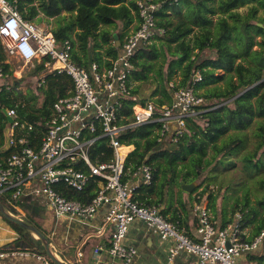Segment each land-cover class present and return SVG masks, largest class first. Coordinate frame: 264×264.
I'll return each instance as SVG.
<instances>
[{
  "label": "trees",
  "instance_id": "16d2710c",
  "mask_svg": "<svg viewBox=\"0 0 264 264\" xmlns=\"http://www.w3.org/2000/svg\"><path fill=\"white\" fill-rule=\"evenodd\" d=\"M154 1L159 3L155 11L157 25L164 32L157 33L136 50L132 59L134 68L128 76L132 92L141 102L153 100L158 108L172 102L174 87L170 82L174 81L176 86L192 85L211 105L223 104L188 117L174 149H170L171 144L159 141V122L131 127L122 133L120 139L123 142L136 146L125 164L129 175L134 178V172L144 163L150 164L153 172L150 183H140L136 187L135 199L145 206H159L168 220L189 231V212L187 203L181 199L184 189L180 181L195 182L201 172L212 166L205 176L206 185L200 182L191 193L197 192L196 196L208 200L221 225L233 221L237 212L241 213L242 228H247L248 239H251L264 228V210L260 213V207L264 209V194L253 193L260 203V206H254L250 197V179H244L245 169L256 173H262L264 169V158L261 157L264 152V0ZM17 2L22 14L37 23L53 19L54 25L49 28L56 39L59 42L69 39L73 45V61L87 69L93 62L110 66L120 54L130 28L138 29L141 22L137 0ZM246 5L248 8L242 10ZM0 57L6 59L1 40ZM44 71L42 62L35 63L31 75L38 76L39 82ZM197 73L201 74L200 80H195ZM44 79L42 85L36 84L38 93L31 90L24 93L17 90L23 80L21 77L13 84L4 78L0 87V162L11 152L5 109L16 108L22 119L45 127L54 103L72 93L73 81L68 74L46 72ZM148 83L154 86L147 95L144 87ZM39 96L43 99L41 104L38 103ZM133 103L135 101L130 99L123 101L122 113L128 119ZM250 127H254L252 135L257 141L249 148L245 131ZM232 129L237 131L235 137L230 133ZM244 147L245 152L239 158L241 171L233 175L235 168H228L233 171L227 173L230 182L227 186L236 191L241 188L245 193L241 198H235L230 210L222 206L218 217L216 203L219 196L215 185L224 183V178L223 174L214 172L215 166L226 167L220 162H233L226 158V154ZM91 155L95 161H106L113 156L106 137L96 141ZM84 170L87 169L84 167ZM98 182L99 179L92 178L82 190H75L64 182L56 183L55 188L68 198L90 202L97 193ZM236 182L237 187L234 186ZM257 183L255 189L264 190V177ZM176 186L178 192L174 189ZM176 192L181 193L177 194L180 199H176ZM175 199L179 204L173 207ZM1 202L6 209L16 212V201L8 202L2 198ZM164 202L166 208L161 207ZM1 215L19 236L1 246L0 251L23 250L48 255L40 245L41 239L36 238L31 230ZM23 220L43 232L38 226L39 221L31 215H26ZM247 257L249 261L264 264V252L257 251Z\"/></svg>",
  "mask_w": 264,
  "mask_h": 264
},
{
  "label": "built area",
  "instance_id": "2783aa9c",
  "mask_svg": "<svg viewBox=\"0 0 264 264\" xmlns=\"http://www.w3.org/2000/svg\"><path fill=\"white\" fill-rule=\"evenodd\" d=\"M137 3L140 26L126 36L120 54L108 67L93 62L87 69L73 61L69 39L59 42L48 26L24 16L17 0H0V40L6 54V59L0 57V87L4 78L13 80L21 75L14 70L13 59L32 66L42 62L45 71L39 85L45 82L46 72L54 71L68 74L73 81L72 93L54 103L45 127L22 119L16 108L5 109L13 119L7 131L11 152L0 162V201L2 198L16 201L15 208L21 211L23 198L44 197L55 220L88 221L107 206L105 216L111 234L105 264H132L137 248L125 244V238L130 225L138 219L156 228L162 240L173 239L166 264H172L180 250L198 255V264H259L249 261L247 255L264 248V228L248 239L250 233L242 228L241 213L237 212L233 221L221 225L205 198L197 195L194 212L199 238H193L168 220L159 206H145L135 199V189L140 184L135 179L150 183L153 172L151 165L144 163L134 172V178L129 175L125 164L136 146L123 142L122 133L131 127L159 122V141L172 145L183 133L188 117L223 104L211 105L192 85L176 86L174 81L170 82L174 87L172 102L158 108L153 100L141 102L132 92L128 76L134 68L132 59L136 50L157 33L164 32L158 27L155 15L159 3L154 0H137ZM201 78L200 73L195 75V80ZM124 99L135 101L130 119L122 113ZM101 137L107 138L113 156L106 161H95L91 150ZM92 178L99 179V186L90 202L68 198L55 188L56 183L64 182L82 190ZM102 248L101 245L95 248L92 264H104ZM16 254H31L44 264H56L46 254L0 251V257ZM67 263L89 264L82 249L77 251V262Z\"/></svg>",
  "mask_w": 264,
  "mask_h": 264
},
{
  "label": "crops",
  "instance_id": "0c3cea01",
  "mask_svg": "<svg viewBox=\"0 0 264 264\" xmlns=\"http://www.w3.org/2000/svg\"><path fill=\"white\" fill-rule=\"evenodd\" d=\"M135 181L141 183L140 178L135 179ZM182 182L184 181L181 180L180 183ZM191 183L195 185V188L197 183ZM174 189H177V187ZM176 191L178 192V190ZM177 192L175 193L176 199H180L178 198L177 194L181 193ZM191 192L192 191H187L184 189V192L181 194V199L183 197L186 200L188 197H190L192 201V205L187 203V209L189 212L188 223L191 228L189 231L185 229L184 231L193 238H199L196 231L197 217L194 212L197 192ZM206 201L208 200L206 199ZM45 202L46 201L44 197L23 198L21 203V213L25 214L23 217H26V215H31L37 221L44 220L46 222V219L49 220V216L47 217L49 210ZM178 204L179 203L176 200L173 203V207H176ZM161 207L166 208L167 203L164 202ZM106 211L107 206L100 208L95 217L88 221H83L78 218H63L59 221H56L53 218L55 224L57 225L56 229H59L63 232V239L60 241L63 246H58L59 249L61 248L60 251H62V253L60 252V255L57 254L58 247H56L54 243L51 244L52 247H55V250L53 251H56L55 253L61 259L71 263L75 262V259L77 258V251L82 249L85 253V260L87 263L92 264L95 258L94 250L97 246L101 245L103 247L100 250L101 259L105 264L108 259L107 248L110 244L111 234L110 224L106 222ZM18 236V232L3 218L0 213V247L13 241ZM125 244L134 245L137 248V253L133 258L132 264H166L169 260L170 248L174 245V241L173 239L162 240L159 235V231L156 228L150 227L144 221L138 219L130 225L129 232L125 238ZM66 246L71 248L68 249ZM38 260L40 259L31 254L26 256L16 254L0 257V264H41L40 261L42 260ZM172 264H198V255L186 250H180L179 253H177V255L174 257Z\"/></svg>",
  "mask_w": 264,
  "mask_h": 264
},
{
  "label": "rangeland",
  "instance_id": "374dc122",
  "mask_svg": "<svg viewBox=\"0 0 264 264\" xmlns=\"http://www.w3.org/2000/svg\"><path fill=\"white\" fill-rule=\"evenodd\" d=\"M246 8H248V5H246V6H244L243 8H242V10H245ZM40 24H43V25H45V26H48V27H52L53 25H54V20L53 19H50V21H46V20H44V21H42V22H40ZM132 30L133 29H131L130 28V30H129V32L128 33H130V32H132ZM12 61V66H13V68H14V70H17L18 72H20L21 73V75H19V77L18 78H22L23 80L21 81V83L17 86V90L18 89H21V91L22 92H24V93H26V92H28V91H35L36 93H38V89H37V78H38V76H34V75H31V68H32V65H30V64H26V63H23V62H21V61H17L16 59H13V60H11ZM17 77H15L13 80H11V79H8V82H9V84H13V82H14V80L16 79ZM176 78H178V77H176ZM4 82V81H3ZM152 86H154V85H151V84H146L145 85V87H144V90H145V94H150V92H151V90L153 89V87ZM155 97H158V96H155ZM42 97H40L39 96V104H41L42 103ZM150 100V99H149ZM254 130V127H250V128H247L246 129V131H245V133H247V136L249 137L248 138V141H247V144H248V146H249V148L252 146V144H253V142H255V141H257V137L256 136H253L252 135V131ZM236 130L235 129H232L231 131H230V133H231V135L233 136V137H235V134H236ZM227 137V136H226ZM232 137H230V138H227V141H229L230 139H231ZM243 152H245V147L244 148H241V149H238V150H235L234 152H231V153H227L226 154V158H228L229 160H231V161H233L232 163H230V164H226V162L224 161V162H220L223 166H225L226 165V167H221V166H215V167H217V168H215L214 169V172H219L220 173V175H222L223 174V178H224V183H222L220 186H218V185H215V187H216V191L218 192L217 193V195L219 196L218 198V202L216 203V205L218 206V214H217V216L218 217H220V209L222 208V206H226V208L228 209V210H230V207H231V205L235 202V198L236 197H242L243 196V194L245 193L244 192V190L243 189H241V188H238L237 189V191L236 190H234L233 188H230V189H228V186L227 185H230V182H229V180L227 179V173L229 172V171H233V169H228V168H235V170H234V172H232L233 173V175H237L239 172L238 171H241V167H240V164H241V162H240V160H239V158H240V156H241V154L243 153ZM261 157H263L264 158V152H262L261 153ZM215 163V162H214ZM234 164L236 165V166H234ZM241 166H243V165H241ZM211 167L212 166H210L209 168H207V170H205V171H203V172H201L200 174V176H199V179L197 180V181H195L197 184H199L200 182L202 183V184H204L205 183V185H206V183L207 182H205V176L207 175V173H209L210 171H211ZM236 168L238 169V170H236ZM231 173V174H232ZM262 173L264 174V169L262 170ZM262 173H256V172H254V170H252V169H245V173H244V179H247V180H249V183L252 185V190H250V197H251V203L254 205V206H260V203H259V199H258V197L257 196H255L253 193L254 192H256L258 195H260V196H262L263 194H264V190L263 189H255L256 188V185L258 184L257 183V181H260L263 177H264V175L262 174ZM230 174V175H231ZM229 175V176H230ZM228 176V177H229ZM239 180V179H238ZM232 184V183H231ZM237 182L234 184V186L235 187H237ZM177 187V186H176ZM232 187V186H231ZM178 188V187H177ZM177 190V189H176ZM216 193V192H215ZM182 200L184 201V202H186V203H190L191 205H192V201H191V198L190 197H188L186 200H185V198H183L182 197ZM206 200V199H205ZM207 203H208V201H207ZM21 207H22V205H21ZM22 209V208H21ZM262 210H264L263 209V207H260V213L262 212ZM7 211L9 212V213H11V214H13L14 216H16V217H21V214H22V217H21V219L22 218H24L23 216L25 215V214H23V213H21L22 211H20V210H16V212H14V211H10V210H8L7 209ZM214 214V213H213ZM215 215V214H214ZM49 216V220L48 219H46V222L43 220H41V221H39V224H38V226L41 228V230L43 231L42 233H44L47 237H48V240H49V242H50V245L52 244V243H54L55 244V246L56 247H58L59 245H62L61 243H60V241H61V239H63V232L61 231V230H57L56 228H57V225L55 224V222H54V219H53V216H52V213H51V211H48V214H47V217ZM19 217V218H20ZM52 221V222H51ZM56 221H59V220H56ZM37 224V223H36ZM44 226H42V225ZM33 225V224H32ZM35 226V225H34ZM33 235H35V237L36 238H39V236L37 235V234H35V233H33ZM41 246H43V248H45V241L44 240H41V244H40ZM63 246V245H62ZM67 247V246H66ZM51 248L53 249V250H55L54 248L55 247H52V245H51ZM68 249L69 248H71V247H67ZM61 250V248L59 249V247H58V249H57V254H59L60 255V252L62 253V251H60ZM56 251H54V253H55ZM76 252V251H75ZM259 252H264V250L262 249V250H260ZM56 253H55V255L59 258V259H61L58 255H57ZM48 256V255H47ZM74 256H75V254H74ZM243 259V257L240 259V260H242ZM61 260H63V259H61ZM38 261H40V260H38ZM41 262V264H43L44 262L43 261H40ZM75 262H77V258L75 259Z\"/></svg>",
  "mask_w": 264,
  "mask_h": 264
},
{
  "label": "water",
  "instance_id": "95a60500",
  "mask_svg": "<svg viewBox=\"0 0 264 264\" xmlns=\"http://www.w3.org/2000/svg\"><path fill=\"white\" fill-rule=\"evenodd\" d=\"M259 24L263 25L262 23H259ZM7 117H8L9 122H12L13 118L11 116H9V115H7ZM175 147H176V144H173V145H171L170 149H174ZM181 184H182L183 188L185 190H187V191H192L194 186H195L193 183H184V182H182ZM0 212L5 217H7L8 219L17 222L18 224H20V225L28 228L29 230H31L32 233L37 234L41 240H44L45 241V250H46L48 256L52 259L53 262H55L56 264H69V263H67L64 260L59 259L55 255L53 249L51 248V245H50V242L48 240V237L44 233H42L36 226H34L32 224H29V223L25 222V220H23V219H21L19 217H16L13 214L9 213L1 201H0Z\"/></svg>",
  "mask_w": 264,
  "mask_h": 264
},
{
  "label": "clouds",
  "instance_id": "9594fccd",
  "mask_svg": "<svg viewBox=\"0 0 264 264\" xmlns=\"http://www.w3.org/2000/svg\"><path fill=\"white\" fill-rule=\"evenodd\" d=\"M173 145V144H172Z\"/></svg>",
  "mask_w": 264,
  "mask_h": 264
}]
</instances>
